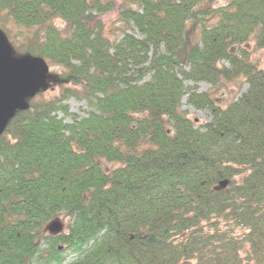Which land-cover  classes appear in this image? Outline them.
Segmentation results:
<instances>
[{
	"label": "trees",
	"instance_id": "16d2710c",
	"mask_svg": "<svg viewBox=\"0 0 264 264\" xmlns=\"http://www.w3.org/2000/svg\"><path fill=\"white\" fill-rule=\"evenodd\" d=\"M6 21L60 88L0 134V264H264V68L246 49H264V0H0Z\"/></svg>",
	"mask_w": 264,
	"mask_h": 264
},
{
	"label": "water",
	"instance_id": "95a60500",
	"mask_svg": "<svg viewBox=\"0 0 264 264\" xmlns=\"http://www.w3.org/2000/svg\"><path fill=\"white\" fill-rule=\"evenodd\" d=\"M48 71L46 61L39 56H15L0 30V134L16 111L28 108L29 98L47 88ZM226 183L227 180H223L219 186ZM46 229L51 234H58L62 231V224L53 220Z\"/></svg>",
	"mask_w": 264,
	"mask_h": 264
},
{
	"label": "rangeland",
	"instance_id": "374dc122",
	"mask_svg": "<svg viewBox=\"0 0 264 264\" xmlns=\"http://www.w3.org/2000/svg\"><path fill=\"white\" fill-rule=\"evenodd\" d=\"M229 0H202L203 3H206L208 6L211 7H218L224 4H227ZM121 7L117 6L114 7L113 10H108L107 12L103 13L100 15V18L104 24V30L105 34L110 38V39H117L120 34L122 33L123 30L127 28V24L122 22L119 19V12H120ZM4 19V18H3ZM0 25H3L4 29L0 26V29L6 36L8 43L11 46L12 52L15 56H18L20 54L22 42L20 39H22L24 33H28L27 30H23L21 28H18L16 25L12 24L9 21L6 22H0ZM55 25L58 28H62L64 26V22L61 19H56L55 20ZM6 27V28H5ZM127 32H130L127 31ZM246 49L249 57L251 60L256 62L259 67L264 68V49L263 48H258L255 46V43L253 41L249 42L246 44ZM19 50V51H18ZM59 86L58 85H51L47 87V89L44 90L42 94V98L44 99H49L53 95L57 94L59 91ZM207 88H209V85L206 83H199L198 84V90L199 91H204ZM242 90L245 88V84L242 85ZM237 84H226V85H221L217 89H215L214 94L216 97H222L224 101L231 100L233 96L236 95V92L238 91ZM186 97L182 98V106L181 108L183 110L188 111V116L192 119L196 120V123H202L207 120L206 112L202 110H194L192 107L187 106L186 102ZM67 104L69 106V110L74 113H78L80 115L83 114V111L86 110L88 107L85 103V101H79L74 98H71L67 101ZM62 225L63 229L66 224V220L59 218L58 219ZM253 264V263H250Z\"/></svg>",
	"mask_w": 264,
	"mask_h": 264
}]
</instances>
